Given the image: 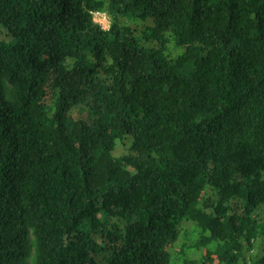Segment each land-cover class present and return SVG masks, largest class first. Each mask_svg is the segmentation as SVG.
Wrapping results in <instances>:
<instances>
[{"label":"trees","instance_id":"16d2710c","mask_svg":"<svg viewBox=\"0 0 264 264\" xmlns=\"http://www.w3.org/2000/svg\"><path fill=\"white\" fill-rule=\"evenodd\" d=\"M0 28V264H264V0H0Z\"/></svg>","mask_w":264,"mask_h":264},{"label":"rangeland","instance_id":"374dc122","mask_svg":"<svg viewBox=\"0 0 264 264\" xmlns=\"http://www.w3.org/2000/svg\"><path fill=\"white\" fill-rule=\"evenodd\" d=\"M94 21L99 24L104 30H109L112 20L111 17L105 12H97L94 13ZM6 30L4 28H0V41H5ZM189 257L190 259L198 262L202 258V254L198 251H190Z\"/></svg>","mask_w":264,"mask_h":264}]
</instances>
